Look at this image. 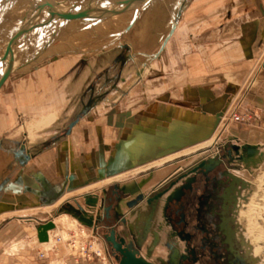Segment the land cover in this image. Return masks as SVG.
Wrapping results in <instances>:
<instances>
[{
    "label": "crops",
    "instance_id": "1",
    "mask_svg": "<svg viewBox=\"0 0 264 264\" xmlns=\"http://www.w3.org/2000/svg\"><path fill=\"white\" fill-rule=\"evenodd\" d=\"M174 1L180 3L167 9V26L156 31L152 22L154 34L146 46H134L131 39L85 56L62 53V76L48 78L58 87L49 90L48 105L57 98L58 126L67 130L63 136L61 131L36 134L24 148L16 142L0 152V180L8 178L0 185V202L15 201L2 215L53 206L67 193L182 152L218 130L229 108L250 111L253 120L235 122L227 139L257 142L264 129V0ZM152 14L158 16L156 9H143L127 38L139 37ZM110 185L83 192L97 195L98 202L89 204L102 215ZM16 221L0 222V257L16 256L18 239L11 229L4 232ZM26 224L35 230L25 238H38L41 222Z\"/></svg>",
    "mask_w": 264,
    "mask_h": 264
},
{
    "label": "rangeland",
    "instance_id": "2",
    "mask_svg": "<svg viewBox=\"0 0 264 264\" xmlns=\"http://www.w3.org/2000/svg\"><path fill=\"white\" fill-rule=\"evenodd\" d=\"M98 0H96L97 2ZM75 0H72L70 5H73ZM94 3V2H93ZM179 1H172L170 6L169 0H151L144 9H156L158 16L151 15L148 17L147 21L143 24V31L139 33V37H136L135 33H132L130 35V39L127 38L126 34L129 32L122 33L124 28L122 27L125 23V18L129 17L130 13H120L118 15H115L114 17L100 23L97 25L98 22H100L98 19L94 18H80L77 20V22L74 25L83 24L85 25V29L79 32H75L72 37L66 40V42L63 44H68L67 47H63L60 49H54L50 50L49 52H44L43 50L41 52H32L28 59L24 61L23 64H21L18 68H15L12 74L9 76V78L6 80L2 88L0 89V152L2 150L7 151L8 149L14 147L16 142L20 143V146H24L25 140L33 141L34 138L38 137L39 134H41L43 137L48 136L51 133L61 131V136L65 135V132L67 129H59V121L56 118L57 111L56 108L59 106H56L54 103L57 98L52 99L53 104L48 105L49 101V90L53 89L56 90L57 83L54 81L52 84L49 83L48 78L50 76H62V72L58 73V65H61V69L63 70V65L65 58L62 57V53L64 52H74L75 56H85L90 53H94L96 51H100L103 48H105L107 45L112 44V42L115 43H122L124 40L125 42H129V40L132 39L133 45L136 46L137 44L145 45L149 42L152 38L154 32L152 30V22L155 21V27L154 29L156 31L161 30L163 26H167L166 23V14L167 9L170 7H177L179 5ZM94 5V4H92ZM96 25V26H95ZM110 25H112L111 29L108 30H102L101 32H93V30H99L101 28H109ZM65 26L61 25L59 31H63ZM167 29V27H166ZM165 29V30H166ZM164 30V31H165ZM80 41L77 45L74 46V42ZM58 42H54V45L56 46ZM131 44V43H130ZM126 51V47L125 50ZM132 54H135V50L132 51ZM134 58V56H132ZM130 57L129 59H131ZM72 58V57H71ZM62 59V60H61ZM124 61V58H123ZM68 66V64H67ZM115 76H118L115 75ZM55 78V77H54ZM57 92V90H56ZM101 95H104L101 93ZM98 99L99 96H96ZM95 99V98H94ZM62 100V99H61ZM95 100H92L91 102H88L89 104H92ZM235 108V107H233ZM226 113V112H225ZM222 114V118L223 115ZM60 115V113H59ZM222 123L220 124L218 130H215L213 134L209 136L208 139L203 140L202 142L191 146L185 150L182 151H188L187 154H182L179 157L175 158L178 161L177 164H181V160H185L186 157H188V162L192 165L197 163L200 159H210L213 156L217 158H220L222 161V169L224 170H230L234 169L236 171H239L240 173L244 174V178H240L243 182H234L235 185V193L237 195V198L241 197L242 193L247 190V187L250 185V182L261 186L264 188V163H262L259 168L252 169L250 166L246 164L241 163H230L227 158H224L228 149L231 148L232 144H245V142L233 140V139H227L228 136L232 135L233 129L235 126H238L234 121H232L228 115L224 117V119H220ZM54 123L56 126L55 128L48 129L47 126L50 123ZM68 128V127H67ZM236 129V128H235ZM239 129V128H238ZM257 135V142L262 141L264 146V129H259ZM38 134V135H36ZM254 140V139H253ZM208 143L207 146H202L204 143ZM219 145V143H221ZM220 146V147H219ZM24 148V147H23ZM184 153V152H181ZM183 158V159H182ZM169 163V162H168ZM8 164V161H6V165ZM175 165V164H174ZM139 168V167H138ZM137 168V169H138ZM135 169L130 172V174H126V176L123 177V179H129L133 178L135 174ZM133 175V176H132ZM4 178V180H3ZM109 179V178H108ZM3 182H2V181ZM0 180V185L2 188L5 184H7V177H2ZM260 181V182H259ZM2 182V184H1ZM259 182V184H258ZM92 187H100L99 185H95ZM91 185L83 188L86 192L87 190H90L88 188H92ZM81 190V189H80ZM78 190V191H80ZM115 189H113L112 185L109 186V191L106 192V203L115 205L117 202V199L122 196L128 197L126 193H120L118 194L114 192ZM72 192L73 194L77 193ZM92 192L87 193L86 195L91 196ZM82 197V198H81ZM76 199L83 200V195H81L79 198H71L65 200L60 207H57L55 209L49 210V215L45 216L44 218L36 221V222H46L45 219H51L54 217L57 221V224L59 225V232L56 235L57 237H62L63 240L61 243H57L52 245V248L47 249L43 245L37 244L35 239L33 240V245H37L38 248H35L33 250H26V248H17L16 256H4L2 255L0 257V263L1 264H118L117 258H115L112 254V248L109 245V242L105 239V233H107L106 223L103 220L101 225L98 227V232L95 230L88 231L86 230L85 233L82 232L83 224L82 221L79 220L76 216L72 214V212H69L68 208L71 205L74 208L78 207V202ZM1 200V199H0ZM76 200V201H75ZM19 199L16 200V205L18 204ZM14 200H11L10 202H7V204L0 202V206H3V208H0V215H2L5 211H9V209H14ZM69 203V204H68ZM236 202L234 201L233 205L231 206L229 210V216L233 218L232 224L233 228L236 230L241 229V225L236 220ZM88 203L85 202L82 205V208L87 212V215H91L94 218V225L96 221H99L101 217H103L102 213L100 218L98 219L94 214L93 211H91V206L87 205ZM156 204V203H155ZM5 207V208H4ZM18 207V206H16ZM20 208V207H18ZM42 208H36L35 210L44 209ZM146 213L148 211V216H151L152 211L154 210L153 205L147 204L146 206H142L141 208H138V210H135L131 212V215L135 217V221H139L140 217V210L143 209ZM97 209V208H96ZM147 209V210H146ZM18 210H21L18 209ZM22 211V210H21ZM21 211H14L11 213H6V215H2V219H0V222H4V220H8L11 217L14 220H17L16 222L12 223L10 225V228L5 229V233L10 231V235L17 237L18 240L25 239L30 240L31 238H25V234H34V225H27L29 221L25 222V217H22L21 215L29 213V210H23ZM102 211L101 209L95 210V212ZM105 211V208H104ZM124 215H117L113 214V220L108 224L109 226L112 225L113 228L116 229L117 233L119 235L124 236L127 241H135L134 246L136 245L137 241L139 239H145L146 235L140 236V233H138L135 230H132L130 226L126 222L122 221ZM73 217L78 221V223H71V220ZM236 220V221H235ZM23 221V222H22ZM31 223H36L35 221H30ZM108 226V227H109ZM61 231V232H60ZM241 231V230H240ZM95 232V233H94ZM242 232V231H241ZM14 234V235H13ZM30 237H33L31 234ZM95 237V244L96 247L97 243H100V247L103 250L104 254L103 256H98L96 251H86L85 253L81 254V245L85 244H92L94 242ZM71 239H76V246L77 250L72 249L70 243ZM172 239V238H171ZM56 241V240H55ZM170 238L168 236L163 240V244L167 247L169 254L171 252L170 248L168 247V243L170 242ZM3 242V241H2ZM219 242L217 243V245ZM251 245V246H250ZM234 250L232 253H228L226 255H222L219 259L220 264H239L236 262V259L238 257V254L242 257L247 259V264H256V262L252 259L253 253L252 247L253 244L250 243V241L245 240L243 242L241 236H234V242H233ZM30 247V248H31ZM249 248V249H248ZM25 249V250H24ZM46 250V251H45ZM218 251H221L222 253L225 252V248L220 245L217 248ZM41 252H44L46 256L42 257L40 255ZM234 253V255H233ZM4 256V257H3ZM169 256V255H168ZM165 262L168 260L164 259ZM158 263H160L159 259H156ZM167 264V263H164ZM242 264V263H240Z\"/></svg>",
    "mask_w": 264,
    "mask_h": 264
},
{
    "label": "bare ground",
    "instance_id": "3",
    "mask_svg": "<svg viewBox=\"0 0 264 264\" xmlns=\"http://www.w3.org/2000/svg\"><path fill=\"white\" fill-rule=\"evenodd\" d=\"M71 2L72 0H0V79L1 77L4 76L7 66L11 62H14V68H18L21 64L24 63V61L28 59L27 57H29V55L32 52H41L43 50L44 52L47 53L50 50H53V48L54 49L63 48L64 47L63 44L66 42L67 39L72 37V35H74L75 32H79L81 30L83 31L85 29L84 23L79 25H74L78 19L80 18L91 19L93 17H98L101 15L103 16V14H106L105 9L112 7L111 4L105 3L106 0H98L97 2L96 0H89L88 2L84 3L82 11L76 13L68 21H62V19L59 20V25L56 27L44 26V27L33 28L31 30L29 29L27 31L22 30L15 47H13V42H14L13 39H15L13 37L15 36L16 30L20 24L25 23L26 25L27 24L31 25V24H36L41 20H52L55 18H59L60 16L64 15L67 11L71 10L73 6L70 5ZM126 12H129L130 15L129 17H127V19H125V23L122 26L125 27L131 21L135 13V9L116 12L113 15L108 16L103 21L98 22L97 25L114 17L115 15ZM61 25L65 26L63 31L62 30L59 31ZM54 42H58V44L55 46ZM209 143L210 142L208 143L206 142L202 146H207V144ZM220 144L222 143H219V145ZM244 145L248 146V149L244 150L243 152L242 146ZM260 146H261L260 142H254V141L251 143H245L243 145L239 144L238 147L239 153H235L232 159H234L236 163L246 164L255 170V168H259V166H261L262 163H264V150L261 149ZM182 152L184 153L179 152L176 154H172L160 160L151 162L144 166H140L138 169L136 168L134 171L136 175H134L133 178L131 177L129 179H123V177L126 176V174L128 173H122L115 177H111L109 179L96 183L95 185L97 186L100 184L101 186L103 184L110 183L111 185L126 186L127 190H129L130 192L128 194V197L123 196L122 199L119 200L120 202L118 204V210L121 214H124L126 216L127 221L131 220L132 222H135L136 219L133 215H131V212L138 210V208H141L142 206L143 207L146 206V200L148 195H150L153 191L163 187V185H165L169 181V179L172 178V176L180 169L187 168L188 166H192V162L191 163L188 162V157H186L185 160L182 158L183 160L181 161H185V162H182L181 164H177L176 161L178 160L175 158L179 157L182 154H187L188 151H182ZM171 171H173V173L168 178L163 179ZM231 171L237 177L244 179L246 177L244 176V174L240 173L239 171H236L234 169H231ZM95 185H91V187ZM83 191L84 189H81L75 194L67 193L55 205L47 206L41 210L31 209L29 210V213L25 211L23 213L26 212L27 213L21 216L27 218L25 219V222L26 221L36 222L42 219V217L44 218L46 215L48 216L50 209L57 208L65 200L71 198H77V197L79 198L81 195H83V200L81 199L78 201L77 199L78 202L76 203H78L77 204L78 207L80 206L82 207L83 206L82 204L87 202L88 203L87 205L93 208L91 209V211L95 213L94 215L97 218H100L99 216H101V212L103 210L100 208L102 211L95 212V210H97L96 207L93 206L92 204H89V202L95 204L96 202H98L97 195L92 194L91 196H89L83 193ZM139 194H143L144 198L133 209L130 208L127 201L136 198ZM156 208L158 207L156 206ZM139 210L141 211L140 215H143L142 212H144L143 211L144 208ZM237 210H238L237 219L241 225L244 239L250 241V243L253 244V247L251 248L252 249L251 252L253 253L252 257L255 258L254 261L256 262V264H264V188L252 183L251 181L250 185L247 187V190L243 192V196L239 200V206L237 207ZM140 219L141 216L139 217V220ZM44 221L46 222H43L41 224L47 223L49 221L53 223V227L47 230L48 240L40 241L39 238H35L36 240L35 242L39 245L45 246L47 249H50L52 248V245H54V243L56 242L55 241L56 235L60 229L54 217H52L50 220L45 219ZM71 223L77 224L78 221L73 217ZM152 238L153 237L148 239L146 238L147 242H150V239ZM32 243L33 240L20 239L13 243V247L30 248ZM99 244L100 243H97V246L101 248ZM164 246L165 245L163 244L157 245V247L154 248L155 251L152 253V258L158 255L165 258V256L167 255V250ZM143 247H145V245Z\"/></svg>",
    "mask_w": 264,
    "mask_h": 264
},
{
    "label": "flooded vegetation",
    "instance_id": "4",
    "mask_svg": "<svg viewBox=\"0 0 264 264\" xmlns=\"http://www.w3.org/2000/svg\"><path fill=\"white\" fill-rule=\"evenodd\" d=\"M217 159L218 162L216 161L209 170L199 168L195 172H190L198 162L203 160L202 158L192 166L176 172L163 187L148 195L147 200L169 186L171 187H169L170 191L164 193L166 198L163 195L153 205L154 210L151 216H148L147 211L145 214L140 215L141 219L139 221H127L126 216L119 212V200L123 197L121 194L116 204L112 205L108 216L106 214L107 206L105 205L104 215L99 220L100 222L104 220L106 223L107 233L104 235H109L113 229L112 225H108L113 220V214L124 215L126 223L132 230L140 233V236L146 235L144 241L142 238L139 239L141 244L138 250L147 259L151 261H156V258L167 259L168 255H172L174 249L177 248L178 254L171 264H220V257L232 253L234 250V235L241 236L243 242H245V239L243 232H241L242 228L240 229L241 231H235L232 224L233 218L229 216V210L234 201L237 208L243 193L241 197L237 198L234 180L227 175V172L232 173L231 169L228 171L222 169V161L220 158ZM233 162L235 160L231 159L230 163ZM232 174L235 175L234 173ZM112 187L115 189L114 192H118V194L120 192L128 195L130 192L126 186L112 185ZM168 196L171 198L169 201H167ZM142 199L130 208L133 209ZM147 200L146 205L148 204ZM237 212L236 220L239 222ZM99 221H96L95 224ZM158 235H161L163 239ZM168 235L173 240L177 239L174 243H168L171 253L169 254L167 247L164 246L167 250L165 258L159 255L152 258V253L155 251L154 248L159 244H163L164 236L166 238ZM151 237L153 238L150 239V242H147V239ZM126 242H128L127 239ZM134 242L132 241L133 244ZM218 242L219 244L217 245ZM109 245L112 248L113 256L117 258L119 253L115 251L110 242ZM144 245L145 247H143ZM220 245L225 248V252L222 253L217 250ZM252 259L254 260L255 258L252 257ZM236 262L247 264V259L238 254Z\"/></svg>",
    "mask_w": 264,
    "mask_h": 264
},
{
    "label": "water",
    "instance_id": "5",
    "mask_svg": "<svg viewBox=\"0 0 264 264\" xmlns=\"http://www.w3.org/2000/svg\"><path fill=\"white\" fill-rule=\"evenodd\" d=\"M89 0H75L71 10L67 11L64 15L60 16L59 18H55L52 20H41L40 22L36 23V24H31V25H26L25 23H22L18 26L15 36L13 38L14 42H13V47H15L17 40L20 37V33L22 30H31L33 28H37V27H56L59 25V20L62 19V21H68L72 16H74L76 13H79L80 11H82L83 5L84 3L88 2ZM151 0H106V4H111L112 7L105 9L106 14H103V16H98V17H93L94 19H98L99 21H103L104 19H106L108 16L113 15L116 12L119 11H128V10H132L135 9V13L131 19V21L127 24V26L124 28V30L122 31V33H125L127 31H129L134 24L136 23L140 12L145 8V6L150 2ZM12 47V48H13ZM14 62H11L8 66L7 69L5 71V74L3 77H1L0 79V89L2 88V86L4 85V83L6 82V80L9 78V76L11 75V73L14 71ZM239 145L238 144H232L231 148L227 150L226 154L224 156V158H227L229 161H231V159L233 158L235 153H239L238 150ZM248 149V146H242V150L244 152V150ZM218 162V159L216 158V156L210 158V159H203L200 162H198L194 168L190 171V172H195L197 171L199 168H205L207 170H209L212 165L215 162ZM227 175H229L231 178H233L234 182H243V180H241L239 177H236L235 175H233L231 172H227ZM171 185V184H170ZM170 187V186H169ZM166 188L165 190L158 192L157 194L153 195L152 197L148 198V204L150 205H155V203L158 201V199L160 197H162L164 195V193H166L167 191H169V189L171 188ZM143 198V194H139L136 198L130 200L128 202V205L130 207L134 206L140 199ZM171 198L170 196H168L167 201H169ZM111 205L106 207V214L108 216L109 211L111 209ZM69 212H72V214L74 216H76L79 220L82 221V223L88 225V226H95L94 225V218L91 215H87V212L80 206L79 208H74L71 205L68 208ZM53 227V223L51 221L44 223V224H40L37 228L38 230V238L40 241H47L48 240V234H47V230ZM105 239L110 242L113 246V248L115 249V251H117L119 253V256H117V260H118V264H171L172 260H174V258L177 256L178 254V249L175 248L172 255L168 256V260L165 262V260L160 259V263H158L157 261H151L149 259H147L146 257H144L138 250V247L140 246L141 242H139L140 240L137 241L136 245L134 246V244L132 243V241L126 242V238L124 236H120L116 229L113 228L110 231L109 235H105ZM150 250V248H149Z\"/></svg>",
    "mask_w": 264,
    "mask_h": 264
},
{
    "label": "built area",
    "instance_id": "6",
    "mask_svg": "<svg viewBox=\"0 0 264 264\" xmlns=\"http://www.w3.org/2000/svg\"><path fill=\"white\" fill-rule=\"evenodd\" d=\"M226 115H228V117L232 121L237 122V123H249L250 121L253 120V114L250 111L242 109L241 107L229 108L228 111L225 113V115H223L222 119H224V117H226ZM82 224L84 225L82 228V232H81L82 234L85 233L86 230H88V231L90 230L92 232L95 230V226L91 227V226H88L84 223H82ZM62 240H63L62 237H57L55 244L61 243ZM93 240H94V242L92 244H85L84 243L83 245H81V247H80L81 248L80 250L82 251L81 254L85 253L86 251H96L97 255L102 257L104 254L103 250L99 247H96L95 239H93ZM76 242H77L76 239H73V240L71 239L70 245H71L72 249H74V250H77V247H78V246H76ZM40 255L42 257L46 256L44 252H41Z\"/></svg>",
    "mask_w": 264,
    "mask_h": 264
}]
</instances>
